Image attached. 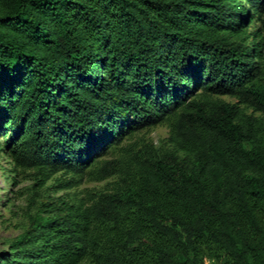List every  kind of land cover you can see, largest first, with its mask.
<instances>
[{
    "label": "trees",
    "instance_id": "16d2710c",
    "mask_svg": "<svg viewBox=\"0 0 264 264\" xmlns=\"http://www.w3.org/2000/svg\"><path fill=\"white\" fill-rule=\"evenodd\" d=\"M263 30L264 0H0V152L37 188L118 178L0 264H264ZM164 122L169 149L102 160Z\"/></svg>",
    "mask_w": 264,
    "mask_h": 264
},
{
    "label": "rangeland",
    "instance_id": "374dc122",
    "mask_svg": "<svg viewBox=\"0 0 264 264\" xmlns=\"http://www.w3.org/2000/svg\"><path fill=\"white\" fill-rule=\"evenodd\" d=\"M262 25L259 22L256 27ZM220 99L236 102L229 97ZM244 110L252 113V110L245 108ZM169 135L168 122L144 129L126 138L102 160L125 158L126 151H138L145 144L165 151L170 148ZM34 173L33 170H24L16 166L11 157L0 152V251L9 249V246L28 229L31 220L37 215H43L40 211L42 203L54 202L58 197H63L66 201L83 200L89 203L97 193L109 191L118 180L115 177L98 182L87 174L59 173L51 176L42 188H37ZM65 183H72L73 188L59 191L58 188ZM207 260L211 259L205 261ZM211 261V264H216L214 260Z\"/></svg>",
    "mask_w": 264,
    "mask_h": 264
},
{
    "label": "built area",
    "instance_id": "2783aa9c",
    "mask_svg": "<svg viewBox=\"0 0 264 264\" xmlns=\"http://www.w3.org/2000/svg\"><path fill=\"white\" fill-rule=\"evenodd\" d=\"M212 263V261L210 260V261H205V264H211Z\"/></svg>",
    "mask_w": 264,
    "mask_h": 264
}]
</instances>
